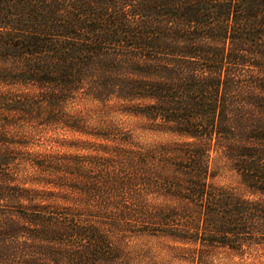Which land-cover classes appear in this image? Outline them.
<instances>
[{"label":"trees","instance_id":"trees-1","mask_svg":"<svg viewBox=\"0 0 264 264\" xmlns=\"http://www.w3.org/2000/svg\"><path fill=\"white\" fill-rule=\"evenodd\" d=\"M86 100L179 140L90 133ZM38 125L98 142L40 153ZM142 234L264 256V0H0V264H132Z\"/></svg>","mask_w":264,"mask_h":264},{"label":"rangeland","instance_id":"rangeland-1","mask_svg":"<svg viewBox=\"0 0 264 264\" xmlns=\"http://www.w3.org/2000/svg\"><path fill=\"white\" fill-rule=\"evenodd\" d=\"M122 108L123 105L117 101L106 106L98 101L86 100L71 105L68 111L83 117L88 126L87 131L90 133L114 127L130 133L135 140L147 146L173 143L179 140L172 133L153 131L150 128V121L123 112ZM51 124L50 126H56L57 123ZM38 127L31 139V147L32 150L40 153L83 154L91 152L83 149L84 145L98 142L92 135H83L60 128L54 129L56 127L45 128L46 126L43 125H38ZM212 171L216 174L213 180L215 185L240 194L244 192L239 176L220 155L215 157ZM150 199L155 204L174 202L161 197L154 198L152 195ZM177 203L186 202L178 200ZM203 238L206 239L207 236L203 235ZM206 241L207 243L204 244L202 241L180 242L168 237L142 234L124 241L123 249L132 264H264L261 249L252 248L245 253H240L226 247L210 248V241Z\"/></svg>","mask_w":264,"mask_h":264}]
</instances>
